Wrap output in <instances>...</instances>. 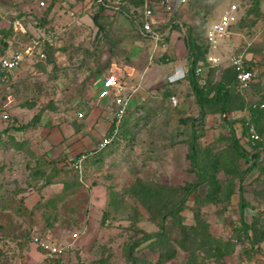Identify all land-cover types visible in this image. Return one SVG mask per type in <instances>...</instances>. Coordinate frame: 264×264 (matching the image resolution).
I'll return each mask as SVG.
<instances>
[{
	"label": "rangeland",
	"instance_id": "rangeland-1",
	"mask_svg": "<svg viewBox=\"0 0 264 264\" xmlns=\"http://www.w3.org/2000/svg\"><path fill=\"white\" fill-rule=\"evenodd\" d=\"M40 1L0 0V55L38 38L39 49L47 54L41 58L40 51L35 52L40 58L31 63L35 69L21 64L0 82L2 98L12 96L6 108L17 122L7 126L0 119V264H186L191 257L197 264H264V148L258 151V166L251 169L253 159L238 153L242 149L249 158L255 153L248 123L264 132V0H187L178 7L175 17L183 23L190 48L187 59L177 56V63L141 68L136 99L114 143L101 151L94 148L110 131L103 132V123H113L111 93L101 94L102 83L100 96L106 101L68 103L74 85L67 91L62 81L72 76V62L65 71L53 65L55 42L51 46L44 39L53 34L67 51L63 42L69 36L75 44L72 54L83 59L74 67L89 65V58L99 55L98 39L95 33L89 35L82 18L86 13L93 16L96 8L89 6L90 0L79 10L74 7L80 0H60L52 15L53 20L59 18V27L51 29L41 22L52 20L51 11L45 13L51 0H45L46 5ZM130 3L127 12L134 14L138 3ZM233 3L237 10L229 34L210 42L207 29ZM15 20L27 32L14 29ZM98 20V33L106 30L109 37L108 23L114 25V20ZM10 27L13 31L7 33ZM114 45L112 39L98 47L111 50ZM242 51L254 66V80L239 90L230 56ZM209 52L220 61L209 66V82L201 86L189 70L190 58L207 62ZM182 65L188 70H180ZM219 83L230 92L225 105ZM95 108L101 112L96 132L80 137L68 151L51 154L49 129L68 123L73 130L84 123L79 118ZM82 109L85 117L78 116ZM22 129L29 132L20 134ZM85 141L93 146L80 149ZM83 153L87 157L82 172L73 162ZM53 170L57 174L52 175ZM57 180L63 184L53 183ZM202 222L218 243L188 229L195 225L202 232ZM35 236L62 246V252L50 256ZM183 240L189 243L184 246ZM219 243H227L221 244L227 253H220Z\"/></svg>",
	"mask_w": 264,
	"mask_h": 264
},
{
	"label": "crops",
	"instance_id": "crops-1",
	"mask_svg": "<svg viewBox=\"0 0 264 264\" xmlns=\"http://www.w3.org/2000/svg\"><path fill=\"white\" fill-rule=\"evenodd\" d=\"M57 1L60 3V0H57ZM83 1L85 2L86 0H80L78 3H76L77 7L73 6L75 10L81 9L82 4L84 6L85 5L88 6V4L86 3L84 4ZM133 1L138 4L140 2L139 0H129L128 2H124L119 9H115V7L105 8L103 6H100L96 8L95 13H92L93 16H90L89 13H86L88 15H85L82 18L83 21H85L84 26L86 27L87 30H89V35L95 33L94 37L98 39V42L96 43L95 46L99 50V55L96 58L90 57L89 59L91 60V62L89 65L87 64L85 67L83 66L80 68L74 67L75 65H78V63H80V61L83 59L77 56V54H72V52L74 51L73 49L75 48V44L73 40L69 38V36L63 42V44H66L68 50L62 51L63 50L62 46L59 44V42L53 39V34H51V36L50 34L48 35L49 36L48 39L51 41V43L49 42L48 39H46V41L50 43L51 46H53L55 42V45L52 48L53 51L52 53H50V57H51L53 65H56L58 67L62 66V68H64L63 70L65 71V66L68 64H71L72 62L71 67H70V72L72 76H68L66 80L62 81L65 84L67 82V84L65 85L66 87H68V89H65L67 91L72 90V86L74 85L73 86L74 93H73V96L72 94L70 95L71 98L68 101V103L70 104L72 103L73 105L76 103L87 105V103L89 102L96 103V101L97 102L99 101L100 103L103 100L106 101L107 100L106 98L100 96V89H101L100 87L102 86V83H104V80L107 74H109L108 72L115 73L118 77H120L121 80H123L126 83L128 90L129 89L135 90L136 88L138 89V87L140 86V85L135 86V83H136L135 81L138 79V76H140L139 73L142 67L145 71H148L152 66L150 64L154 65L156 62H166L165 64L171 65L173 63H177V62H173L174 57L180 56V58L184 57L185 60L187 59L188 51H189L187 47L188 37L186 38L184 31L181 28L179 29L178 25H180L181 23L179 22L180 24L178 23L175 24L172 29L171 36L169 38L170 42L167 48L168 50H166L165 52L163 50H157L154 52L152 48L151 40L143 36L139 32L138 22L136 21V18L133 16L134 14L132 15L127 12L131 4L130 2H133ZM73 7H70V8H73ZM58 9L59 7L52 8L51 10L52 14L50 15V18L52 15L54 16L55 11H57ZM67 10L69 9L66 8V11ZM53 16H52V20L50 21L46 20L44 24L42 25L45 26V25H48L49 23L51 29L52 28L55 29L56 27H59L58 22H57L58 20H56L59 18H56L55 20H53ZM103 16L109 17V19L114 20L113 22L114 25H111V23H108V27H109L108 31L111 34L109 37L107 36L106 30H104L101 34H99L97 31L98 29L101 28L100 26L102 23V21L98 20V18H101V17L104 18ZM177 19L181 21L180 18H177ZM56 22L57 24H55ZM42 25L40 28H42L41 30L43 31L44 26ZM138 33L142 35L141 37L144 40L138 37ZM112 39L115 41V45L111 48V50L110 49L107 50L105 48L103 50L99 49L100 48L98 47L99 43H104V42L107 43L108 40H112ZM248 43L246 47L251 45ZM8 50L12 51V49H8ZM163 52L165 55L163 54ZM208 54H211V52H209ZM167 56H169V59H166ZM39 59L40 58L38 55L36 56L31 55L29 57L27 56L25 60L22 62V65L23 64H24L23 66L28 65L29 67L32 66V68L35 69V66L32 65L31 63L33 62L37 63V60ZM61 59L64 60L62 65L60 64V61H59ZM38 64L41 65L42 63H38ZM184 65L179 66V67H182L180 68V70L184 69V67H186L185 69L188 70L187 66H184ZM150 77L153 78V76H149L148 80L150 79ZM68 81H69V84H68ZM72 82H74V84ZM137 89H136V92H137ZM134 93L135 91L133 92V95ZM133 95L130 100V104H129L130 106H131L132 98L136 99V96L133 97ZM109 99L112 102L111 97ZM4 102L5 100L2 98V94L0 92V109L1 107H3ZM21 109L22 111L24 110L23 107H21ZM88 109L90 110V108H87V110ZM81 111L84 112L83 117H85L87 111L85 110L86 111L85 112L83 109ZM100 116H101L100 110L95 108L91 111L89 115L86 116V118L84 119L79 118V120H81L84 123L83 124L77 123V125H74L75 128L73 130H71V127L68 125V123H66L63 126L56 125V126H53L51 129H49V133H47L49 136L48 140L53 146L52 147L53 149L50 150L51 154L52 152H57L60 149L68 151L70 148L75 146V144L82 141V140L80 141V137H83V140H84L85 138L88 137V135L95 133L96 125H97V124L95 125V123L98 122ZM106 117H107L106 114H103L102 118L106 119ZM103 124H104L103 125L104 130H105L103 132H106L110 128L111 123L110 124L103 123ZM0 129L2 130L3 128L0 127ZM19 132L20 134H27L29 130L27 131V129L26 130L22 129ZM90 144H88V141L87 142L85 141L84 144L80 146V149L82 147L86 148L87 146L92 147L93 145H90ZM256 163L258 162L256 161ZM257 166L258 165L256 164V167ZM83 170L84 168L82 169V172ZM51 174L52 175L57 174L56 170H53ZM54 182L55 183L60 182L63 184L61 180L53 181V183ZM43 183H44V186L48 184L47 180Z\"/></svg>",
	"mask_w": 264,
	"mask_h": 264
},
{
	"label": "built area",
	"instance_id": "built-area-1",
	"mask_svg": "<svg viewBox=\"0 0 264 264\" xmlns=\"http://www.w3.org/2000/svg\"><path fill=\"white\" fill-rule=\"evenodd\" d=\"M52 1V0H51ZM53 7L55 8L59 2L54 0ZM129 0H90L89 6L97 8L103 7H115L119 9L124 2ZM138 6L133 7L134 17L138 22L139 32L149 38L152 43L153 51L168 50L169 38L171 36L172 29L175 24H180L181 29L184 30L183 23L175 17V13L184 2L187 0H139ZM86 2V1H85ZM40 5H46L45 0L40 1ZM237 10V4H231L230 8L225 11L220 19L211 23L207 29V38L210 42L216 43L221 37L228 35L233 19L234 13ZM234 12V13H233ZM73 13V12H72ZM180 22V23H179ZM14 29H21L23 32H27L23 23L19 20L13 22ZM46 36L44 39H48ZM49 40V39H48ZM51 43V41L49 40ZM41 39H33L30 45L24 48L14 49L12 51L7 50L0 55V82L8 80L10 75L22 64L25 58L34 55L35 52L39 53L40 57L45 58L47 54L39 49ZM38 47V49H37ZM163 52V54H164ZM165 55V54H164ZM163 55V56H164ZM169 59V56L166 57ZM220 61V57L215 54H209L207 56V63L205 61H199L195 66V76L199 85L203 86L207 82V72L210 65H216ZM230 61L235 70V84L239 89L248 88L254 80V66L251 67L248 63L244 51L232 54ZM209 65V66H208ZM105 88L101 91V94L109 91L111 93V100L115 105V112L112 118L113 123L110 126V131L99 140L97 146L94 148L96 151H101L110 146L118 136L119 128L123 117L128 113L130 109V100L133 95L134 89L128 90L126 83L121 80L115 73H110L104 80ZM107 86V87H106ZM12 100V96H8V101L3 103V107L0 109V118L5 122L7 126L17 125V122L11 116L8 111V102ZM7 107V108H6ZM83 111H78V116H83ZM6 126V127H7ZM247 137L253 144L258 143V146L253 148L256 151L264 148V132L257 129L253 123L247 124ZM94 151V150H93ZM92 153V152H90ZM87 154L83 153L79 155L73 162L76 169L82 170L83 164ZM36 243L47 250L50 256L57 255L62 252L63 247L52 243L50 240L43 239L39 236L34 237Z\"/></svg>",
	"mask_w": 264,
	"mask_h": 264
},
{
	"label": "trees",
	"instance_id": "trees-1",
	"mask_svg": "<svg viewBox=\"0 0 264 264\" xmlns=\"http://www.w3.org/2000/svg\"><path fill=\"white\" fill-rule=\"evenodd\" d=\"M52 5H54V0H52L50 3H49V5L48 6H45V13H46V15L47 14H49L50 13V11H51V9H52ZM46 20L44 19V18H42V23L44 24V22H45ZM6 31H7V33L9 32H11V31H13V27H10V28H8V29H6ZM250 47V45L247 47V48H249ZM189 50H190V48H189ZM191 56V55H190ZM248 59V58H247ZM190 60H191V63H192V65H191V67H190V71L192 72V73H194V77H196L195 76V66L199 63V61H203V60H200L199 58H196V56H194V55H192L191 56V58H190ZM248 61V60H247ZM207 63V62H206ZM209 66V65H208ZM211 67H212V65H210V69H211ZM233 70H234V68H233ZM234 72H235V70H234ZM208 79H209V77H208V75H207V82H206V84H208ZM194 80V79H193ZM194 83V82H193ZM205 84V85H206ZM218 86H219V89H218V94H223V97H224V101H223V105H225L226 104V102H227V100L229 99L228 97V95L230 94V92H229V90H228V86L224 83H219L218 84ZM251 86V85H250ZM249 86V87H250ZM246 89V88H245ZM239 90H241V89H239ZM251 142V141H250ZM114 143V142H113ZM112 143V144H113ZM252 143V142H251ZM255 145V147L258 145V144H254ZM238 152V151H237ZM96 153V152H95ZM239 155L240 156H244V158L246 159V160H249V161H251L252 159H253V164L251 165V167H250V169L251 168H255L256 167V161H257V158H258V156H259V152L258 151H256L255 153H253L252 155H250L251 157L249 158V156H248V154H245V152L242 150V149H240L239 150ZM253 155H255V156H253ZM257 157V158H256ZM85 163V162H84ZM84 166H85V164H83V168H84ZM213 179V178H212ZM48 181V180H47ZM51 181V180H50ZM213 184V183H212ZM196 186V183H193V184H191L188 188L190 189V188H193V187H195ZM212 192H214L213 190H212ZM207 198L208 199H210L208 196H207ZM202 199H204V198H202ZM242 205H244V203L242 202ZM169 212L170 213H173V208L170 210L169 209ZM202 224H203V226H202V232L201 231H199V230H197L196 229V227L197 226H191V228H190V226L188 227V229L189 230H192V231H194L195 232V236H196V234L197 235H200L201 237H203V238H205V239H207V240H209V241H216V243H218L219 241H217V239H215L214 238V234H212L211 233V231H209L208 230V228L206 227V223L205 222H202ZM162 227H164V225L162 224ZM198 228V227H197ZM199 229V228H198ZM189 230H186L185 231V236H188L189 235ZM264 233V232H263ZM165 234H166V232H165ZM159 241H161V242H166V239L165 238H159ZM189 242H186V240H183V242H181V244L182 245H184V246H186L187 244H188ZM221 244H227V243H221ZM220 243L216 246L217 248H218V250L220 251V253L221 254H225V253H227V250H226V252L225 251H223V249H221V248H223V245H221ZM228 244H231V243H228ZM220 254V255H221ZM195 260H194V257H191V258H188V261H187V263L186 264H197L196 262H194Z\"/></svg>",
	"mask_w": 264,
	"mask_h": 264
}]
</instances>
